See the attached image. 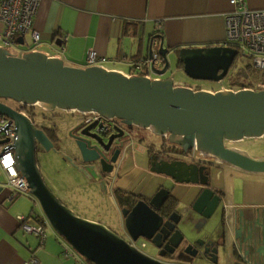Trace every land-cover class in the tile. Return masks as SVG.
<instances>
[{
    "label": "water",
    "instance_id": "obj_1",
    "mask_svg": "<svg viewBox=\"0 0 264 264\" xmlns=\"http://www.w3.org/2000/svg\"><path fill=\"white\" fill-rule=\"evenodd\" d=\"M23 40L18 38L17 43L23 45ZM152 54L153 42L149 59ZM157 56L163 66L155 72L156 76H162L174 66L191 80L219 84L233 65L237 50L225 43L169 50L161 42ZM2 101L14 102L21 108L37 106L44 112L57 110L117 119L126 126L166 138L184 154L194 151L244 174L264 176V159L252 158L244 151L225 146L264 137V90H194L174 86L172 77H128L98 65L77 68L43 52L29 51L17 56L0 46V115L9 119L14 128L16 170L49 226L85 264H172L146 255L134 243L139 239L154 243L160 237L166 242L164 248L171 253L181 246L184 235L175 219L179 217L174 210L177 201L169 197L168 190L161 188L157 193L158 196L160 193V203L156 202L155 195L148 201L138 200L131 208H120L121 228L126 238L99 223L78 217L52 194L40 173L37 147L56 152L53 142L25 113ZM92 140L91 135L78 137L75 149L84 165L81 172L88 180L101 184L104 191L108 182L113 181L111 174L118 162L112 159L110 166L108 151L98 143L91 144ZM62 160L72 163L68 156ZM203 169L184 161H159L152 165L150 172L174 185L199 187L193 210L198 214L203 210L202 216L209 220L220 202L208 188ZM159 208L161 214L157 212ZM243 221L244 225L239 223L237 231L241 236L245 231L244 239L237 237L236 242L237 250H244L245 254L241 264H264V217L250 212L243 216ZM189 248L190 244L185 254Z\"/></svg>",
    "mask_w": 264,
    "mask_h": 264
},
{
    "label": "crops",
    "instance_id": "obj_2",
    "mask_svg": "<svg viewBox=\"0 0 264 264\" xmlns=\"http://www.w3.org/2000/svg\"><path fill=\"white\" fill-rule=\"evenodd\" d=\"M244 2L250 10H264V0ZM232 10L229 0H41L32 24V29L39 34V44L33 46L30 40V45L26 47L25 37L29 35H25L19 51L59 55L66 65L77 68L86 67L87 54L92 52L96 58L104 59L98 66L107 70L124 75H144L150 68L134 71L133 62L149 59L151 42L153 54H157L160 43L157 37H162L163 46L169 50L222 44L225 41V16ZM157 70H161L160 62L155 72ZM151 78L162 79L155 75H151ZM133 146L136 153H145L144 146ZM139 147H142L140 151ZM223 173L222 183L211 186L224 194L226 208L223 235L227 252L224 255L226 258L219 260V264H233L245 257L244 250H237L233 237L236 212H242V219L250 212L264 217V192L256 193L255 187H249L251 177H257L255 175L237 173L241 183L234 187L235 172ZM114 176H117V170ZM132 178L135 176H127V179ZM153 187L156 190V186ZM2 188L0 264H28L32 257L36 258L37 264H69L70 257L64 254L59 239H48L46 236L41 244L38 239L23 234L17 218L29 216L31 201L21 198V195L11 198L12 189L5 185ZM178 188L183 190L181 196L178 195ZM178 188L173 194L177 204L189 206L200 190L197 186L189 185ZM119 217L121 221L120 212ZM31 220H28L29 224Z\"/></svg>",
    "mask_w": 264,
    "mask_h": 264
},
{
    "label": "rangeland",
    "instance_id": "obj_3",
    "mask_svg": "<svg viewBox=\"0 0 264 264\" xmlns=\"http://www.w3.org/2000/svg\"><path fill=\"white\" fill-rule=\"evenodd\" d=\"M2 31V26L0 25V33ZM26 47L30 45L29 36L25 37ZM0 42V46H1ZM8 50L17 56H21L23 52L16 50L12 47H9ZM174 62L175 59L171 58ZM250 59L245 56L239 54L233 65L228 71L227 76L223 79L222 83H212V82H204V81H194L189 79L182 73L180 70H177L174 66H171L162 76V79H166L169 77L173 78L174 86H182V87H189L194 90L203 88V89H211V91H216L222 88L230 87L229 80L230 76L234 71L239 68H244L246 65L250 64ZM153 77V76H152ZM11 102V101H9ZM14 105H17L14 102H11ZM38 110H41L39 107L36 106ZM47 115L50 112H45ZM71 118V115L67 113H62L60 117H55L52 119L53 123L56 124V133L59 132L61 127L65 126V133L59 134L60 141L56 145V153L53 151L45 152L40 151L37 154V164L42 175V178L52 192V194L57 197L60 202L70 209L75 215L78 217L90 221L99 223L102 226L110 229L113 233L126 238L124 232L121 228V221L119 217V208L116 206L115 199L111 194L110 187L112 190L117 188L127 187L126 182L127 176L134 177V191L137 192V189H141V193L147 196H151L153 194L154 185H147V179L150 177L149 175H145L144 178L141 176V171L146 170V155L140 154V152H135V148L132 145H129L128 150L125 153V156H122L116 165L117 176L114 177V172L111 174L113 181L108 182V186L104 192H99L100 190L94 186L93 184L88 183V179L86 177H82L78 175L76 172H73L67 165L64 164L62 161L63 156H67L68 153H71V145L69 140H67L68 136L66 134L67 131V122ZM37 123H42L40 116L36 119ZM46 124V123H45ZM51 126L50 124H48ZM136 128V134L133 136L131 141L135 145L144 146L145 148L148 147V144L151 142V138H155L148 130ZM67 137V138H65ZM130 141V142H131ZM234 146L246 152L250 157L256 159H264V137L259 139H246L242 142L235 143ZM142 147H139V151ZM135 167V168H134ZM139 171V172H138ZM251 177L252 180L249 182V187L256 189V193L260 191L261 193L264 192V177ZM5 182V177L0 170V184ZM236 183V185H240ZM248 185V182H245ZM172 184V183H171ZM167 188L169 186L166 185ZM185 189V188H184ZM8 190V189H7ZM186 190V189H185ZM130 191V190H128ZM140 191V190H139ZM240 191V190H239ZM183 194V190L178 188V195L181 196ZM21 198H27L31 201V212L33 215L40 214L44 217L37 201L27 192L20 193ZM178 209L182 211L184 217L182 218L181 224L179 225L180 231L184 235V244L194 243L199 239H208L210 237L214 238L218 235L217 229V215L209 220H204L201 216L194 213L193 211H187L188 208L183 207L181 204H178ZM34 225L32 220L30 224ZM47 236L48 239L57 238L59 239V243H61L60 237L53 231L51 226L47 229ZM29 237V236H27ZM31 238V237H30ZM35 239V238H33ZM37 240V239H36ZM139 242L135 244L137 249H140L143 253H146L148 256H152V252L149 253V250L144 248L141 249V243L143 241L140 239ZM225 249L221 251L220 260L225 259L226 256ZM224 256V257H223ZM83 263L84 259H82ZM69 264H79L73 258H68ZM221 262V261H220ZM178 264H192V263H181ZM193 264H208L202 261H194Z\"/></svg>",
    "mask_w": 264,
    "mask_h": 264
},
{
    "label": "flooded vegetation",
    "instance_id": "obj_4",
    "mask_svg": "<svg viewBox=\"0 0 264 264\" xmlns=\"http://www.w3.org/2000/svg\"><path fill=\"white\" fill-rule=\"evenodd\" d=\"M229 88V87H228ZM201 89V88H200ZM7 106L13 108L14 110H18L20 112L25 113L30 120L34 123L35 127L38 129H41L44 131V133L47 135V137L53 142L54 148L56 149V145L60 141L59 134L65 133V126L61 127L59 129V132L56 133V124L53 123L52 119L55 117L61 116V111H53L50 112L49 115H47L44 111L33 109L29 110V108H21L18 105H14L13 103L9 101H2ZM67 113L71 115V118L66 121L67 131L66 134L68 136L65 137L67 140H69L71 148H73V151L69 154L68 157L71 159L72 163L64 161L65 165L69 167L73 172H76L78 175H81L82 177H85V175L81 172V167L84 166L81 161L80 157L77 154L75 142L78 137L82 138L84 135H91L93 136V140L91 144L98 143L103 149H106L108 152L106 154L108 158L109 165L111 166L110 160L116 159L118 162L122 156L125 155L126 151L129 148V145L134 144L131 139L136 134V128L133 126L129 127L121 123L120 120L117 119H105L99 116H94L92 114L88 115H82L79 113H72V112H62ZM40 116L42 123H37L36 119ZM46 123V124H45ZM50 124L51 126H49ZM84 134V135H83ZM131 141V142H130ZM226 147L230 148H236L234 144H225ZM237 149V148H236ZM42 151L41 148L37 147V154ZM56 153V152H55ZM145 155H146V170L141 171V176L144 178L145 175H149L147 185H154L156 186L155 192L153 191V194L151 196H146L141 193V189H137V192H133L135 185H134V179H127L128 182H126L127 187L125 189L117 188L115 190H119V192L116 194L115 190H112L111 188V194L113 195L115 202L118 204L119 210L122 207L125 208H131L138 200H145L148 201L153 196L157 195L158 192H160L161 188H164L169 191V197L174 194V191L177 190L179 185L171 184V182L164 177L156 176L150 172V169L153 164L159 161H184L188 164H195L198 168L202 167L204 168L202 170L203 177L207 176L208 181V188L214 191V195L218 196L219 198V205L217 209L215 210L214 215L211 217L213 218L215 215H217V229H218V235L217 237H210L208 239H199L196 242L188 243L186 245H181L178 248L174 249L173 252H169L168 248H164L166 242L163 241L162 238L158 237V239L155 240L154 243L148 240H143V243H141V249H148L149 253L152 254V258L157 259L162 262L166 263H172V264H178V262L181 263H192L194 261H202L204 263L208 264H219V258L222 249H225L226 246V238L224 237L223 233L226 229V223H225V214H226V208L224 207V194L222 192L216 191L212 189V184L216 183H222L223 179V172H235L233 175L234 177V187L237 186L239 181L241 182L240 178H237V173L242 172L230 168L226 165L219 164L215 162L213 159L207 158L205 156H202L198 154L197 152L190 151L187 154H184L182 150L175 145H172L167 142L166 138H160L155 137L151 138V142L148 144V147L145 148ZM37 157V155H36ZM106 168H109V166L104 165ZM114 166V165H113ZM115 167V171H116ZM139 172V171H138ZM115 174V172H114ZM115 176H113L114 179ZM163 179V180H162ZM93 182L92 184L96 186L100 191L103 192V186L100 184L98 185L96 182H94L92 179L88 180V182ZM169 186V188L166 187ZM188 186V185H187ZM130 190V191H128ZM140 190V191H139ZM105 191V190H104ZM175 200V199H174ZM159 201V202H158ZM157 203H160V193L159 196L157 195L156 199ZM194 202V201H193ZM175 205V212L178 214L179 217L175 216V219L178 220V229L179 225L181 224L182 218L184 215L182 214V211L178 209V204ZM185 208H188L187 211H193L194 213L198 214L196 210H193V203L189 205H182ZM159 214H161L160 208L157 210ZM204 211L201 210L199 216H201L204 220L205 219L203 215ZM242 212L238 211L236 212V217L233 221V237L234 240H238L237 237L244 239V236H241V233L237 231V228L239 226V223L244 225V221L242 219ZM210 218V219H211ZM140 240V239H139ZM137 241L136 243H138ZM134 243V244H136ZM190 244V248L187 250V254L184 253V250H186L187 245ZM140 250V249H139ZM212 252H214V255H212ZM235 253V250L233 251ZM146 254V253H145ZM161 254H163L161 256ZM147 255V254H146ZM244 255V254H243ZM216 259V263H214V260ZM244 257H242L241 260H236L237 262H234L233 264H241L243 262Z\"/></svg>",
    "mask_w": 264,
    "mask_h": 264
},
{
    "label": "built area",
    "instance_id": "obj_5",
    "mask_svg": "<svg viewBox=\"0 0 264 264\" xmlns=\"http://www.w3.org/2000/svg\"><path fill=\"white\" fill-rule=\"evenodd\" d=\"M40 1L0 0L1 47L7 50L9 47L20 50L23 45H19L17 39H24L25 35H29L33 46L39 44V34L32 29V24ZM229 2L233 10L225 16L224 43L236 49L237 56L239 54L247 56L250 59L251 67L264 73V10H250L244 0H229ZM57 57L60 56L57 55ZM103 60L96 58L92 52H89L86 58V67L99 65ZM158 63V56L154 53L150 59L133 62V69L139 72L143 68H150L148 73L142 76L152 79L151 75H155ZM126 76L130 77L133 74ZM240 89L264 90V77H259L251 82V86ZM15 139L16 135L12 123L9 119L0 115V170L5 176V183L0 184V187L5 185L11 188V198L17 197L21 192H27L26 185L15 167L13 152ZM4 140H7V142L2 144L1 142ZM17 219L23 234L38 239L41 244L43 243L49 227L45 218L43 222L34 225L29 224L25 217L20 216ZM62 244L64 254L73 258L79 264H85L67 244L63 241ZM28 264H37L36 258L32 257Z\"/></svg>",
    "mask_w": 264,
    "mask_h": 264
},
{
    "label": "trees",
    "instance_id": "obj_6",
    "mask_svg": "<svg viewBox=\"0 0 264 264\" xmlns=\"http://www.w3.org/2000/svg\"><path fill=\"white\" fill-rule=\"evenodd\" d=\"M158 41L161 43V41H162L161 36L157 37V42ZM158 47H159V44H158L157 48ZM230 77L231 78H230L229 84H228L230 86L229 88L238 90L240 88L251 86V82L257 80L259 77H264V73L253 69L251 67V64H248L244 68H239L236 71H234ZM33 109H37V108L36 107L29 108V110H33ZM118 192H119V190H115L116 194ZM18 196H20V195H18ZM25 219L27 221L29 219H32L35 222V224H39V223L43 222L44 217L40 214L33 215V213L31 212L29 214V216L26 217Z\"/></svg>",
    "mask_w": 264,
    "mask_h": 264
}]
</instances>
